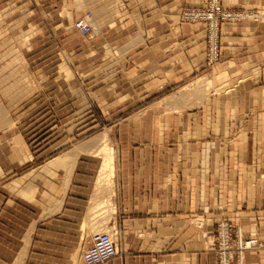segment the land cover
<instances>
[{
    "label": "crops",
    "instance_id": "1",
    "mask_svg": "<svg viewBox=\"0 0 264 264\" xmlns=\"http://www.w3.org/2000/svg\"><path fill=\"white\" fill-rule=\"evenodd\" d=\"M220 1L256 18L223 24L213 67L205 25L181 19L183 9L208 0H74L66 15L54 0L41 8L50 19L57 8V23L75 32L82 19L92 27L95 49L82 47L72 31L59 37L73 61L58 65L49 97L61 104L59 114L73 107L79 119L89 105L103 116L106 108L116 122L108 226L118 232L119 255L106 264H218L211 239L219 223L247 236L264 233V0ZM102 54L108 72L91 65ZM211 70L226 80L224 92L168 110L163 101L174 90ZM17 125L0 148V264H80L82 228L92 224L89 204L82 208L98 163L92 145L42 151L51 140L31 150ZM44 155L43 165L24 172ZM57 159L58 168L51 165ZM244 264H264V254L246 252Z\"/></svg>",
    "mask_w": 264,
    "mask_h": 264
},
{
    "label": "rangeland",
    "instance_id": "2",
    "mask_svg": "<svg viewBox=\"0 0 264 264\" xmlns=\"http://www.w3.org/2000/svg\"><path fill=\"white\" fill-rule=\"evenodd\" d=\"M9 1L0 0V109L7 123L6 126L0 128V148L4 150L5 142L3 140L8 137L9 131L17 124V129H14V132L22 133L31 150L42 149L51 140H54V142L43 148L42 151L48 150L54 144H56L55 148L61 145L56 153L70 147L72 144L82 143L80 145H84V147L91 144L92 151L90 153L97 158L98 163L95 167L94 178L91 180L90 188L86 194L88 199L85 203L83 202L82 208L85 213L93 196L99 193L96 184L99 178L98 174L102 168V157L92 153L105 141H107L105 143L115 155L117 170L118 152L111 136L112 125L116 122L107 114L106 108L104 109L105 116H103L96 107L91 108L89 105L85 106L79 113L80 116H77L79 119L74 118L75 109L73 107H69L68 111L59 114L57 109L61 104L58 103L57 99H51L49 95L51 91H56L53 83L57 81L55 78L58 76V65L60 63L63 65L72 64L73 61V57L68 52L69 47L64 46L59 41L61 34L65 35L72 31L71 34H76V38L82 47L95 49L96 44L91 43L89 38L83 36L80 32H75L73 25L69 26L68 23L64 24L62 22L63 24L60 26L57 22L63 20L58 18L57 8L54 14L55 19H50L41 9L47 0H16L13 3H8ZM27 3H29L28 6ZM72 3H74V0H61L58 2L54 0L53 5L56 7L63 6V15H66L72 11L73 7L75 9L74 5L71 6ZM112 51L107 45V54L112 55ZM102 56L104 54L93 57L94 63L91 65L94 68L98 64H102L103 71L108 72L107 60L106 58L104 60ZM43 64H46L47 68L42 72L41 65ZM210 72L211 74H208ZM218 73L216 70H211L194 78L182 88L174 90L163 101L166 102L168 110L180 112L184 108L201 106L212 94L224 92L227 86L226 80L223 81L218 77ZM207 77L213 78H210V88L205 90L204 85H197L196 83L199 79H208ZM6 90L8 92H5ZM11 125L14 126L11 128ZM49 128H52L50 133H55L51 138L46 136ZM75 130L76 136L73 134L69 138L68 133H73ZM104 135L106 136L104 137ZM45 139H47L46 143H43ZM4 153L6 154V152ZM48 159L49 156H40L35 164H27L24 172H30L32 169L40 167ZM61 161L62 159H57L51 165L58 168ZM114 172L116 177V171L114 170ZM105 174L101 184H108L111 181L109 179L113 178L111 173L109 176L107 172ZM11 176L9 175L4 179L11 178ZM4 181L2 179L0 183ZM99 190H102V188ZM101 195L106 199V191L102 190ZM104 211H106V208L99 212L100 218H96L92 221V224L84 225L82 228L84 233L83 242L86 243L94 233L103 231V229H105V232L112 230L111 225L108 226V223L113 212L107 210L104 213ZM30 233H27V236L23 239L26 243L29 241ZM78 256V262L80 261V264H82L79 253Z\"/></svg>",
    "mask_w": 264,
    "mask_h": 264
},
{
    "label": "built area",
    "instance_id": "3",
    "mask_svg": "<svg viewBox=\"0 0 264 264\" xmlns=\"http://www.w3.org/2000/svg\"><path fill=\"white\" fill-rule=\"evenodd\" d=\"M91 17V14L88 15ZM249 16L245 11L224 8L220 0H208L203 7H191L182 10L181 19L189 23H203L206 29V60L213 67L220 60L221 29L224 23L237 22ZM79 32L91 39L92 27L85 19L75 23ZM81 253L83 264H106L119 255L118 232L115 230L96 232L86 241ZM211 246L217 254L218 264H244L246 252L264 254V233L259 236L246 235L240 226L227 221L218 224Z\"/></svg>",
    "mask_w": 264,
    "mask_h": 264
},
{
    "label": "bare ground",
    "instance_id": "4",
    "mask_svg": "<svg viewBox=\"0 0 264 264\" xmlns=\"http://www.w3.org/2000/svg\"><path fill=\"white\" fill-rule=\"evenodd\" d=\"M251 17H253V16H251ZM210 78L211 77H209L208 79H205V78L199 79L196 84L197 85H200V84L204 85L205 86V90H206V88H210V86H211L210 85L211 84ZM192 87H191V90H192ZM10 88H12V87H10ZM201 88L204 89V87H201ZM5 92H8V91L6 90ZM4 119L5 118L2 115V112H1V109H0V128L6 126V124H7ZM13 126L11 125V128ZM105 136L106 135H104V137ZM105 142L107 143V141H105ZM105 142H103L92 154H95L96 156H101L102 157V165H101L102 168H101L100 173L98 174V177L99 178H98V181H97V184L96 185L98 186L99 189L102 188V190L106 191L107 197L105 199L101 195V191L102 190H99L97 188V191H99V193L97 195H94L93 196V198L91 199L90 207H89V215H88V218L91 221L95 220L96 218H100L99 212L100 211L102 212L105 208H106V211H104V213L107 212V210H108V212H110V211L111 212H114L113 204H112V190H113L114 183H115L114 182V180H115V174H114L115 172H114V170L116 171L115 155H114V153H112L111 149L109 148V146ZM106 172L108 173V176L111 173V176H113V178L109 179V181L110 180L111 181L108 182V184H101L102 183L101 181L103 180V176L106 175L105 174ZM104 230L105 229H103V231ZM100 232H102V231H100ZM76 259H78V258H75V261H76Z\"/></svg>",
    "mask_w": 264,
    "mask_h": 264
}]
</instances>
